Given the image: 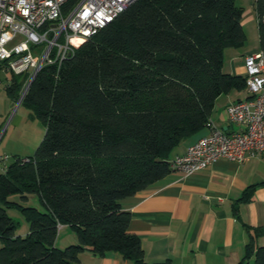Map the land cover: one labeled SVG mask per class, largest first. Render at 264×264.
I'll return each instance as SVG.
<instances>
[{"label":"trees","instance_id":"trees-1","mask_svg":"<svg viewBox=\"0 0 264 264\" xmlns=\"http://www.w3.org/2000/svg\"><path fill=\"white\" fill-rule=\"evenodd\" d=\"M253 5L264 51V0ZM242 15L235 0H135L73 56L36 73L20 104L45 133L32 156L0 172V264H83L86 249L171 264L144 260L120 201L171 171L173 150L204 129L219 95L245 89V76L222 70L224 51L244 45ZM15 75L6 88L14 100L24 84ZM10 207L28 223L24 236ZM60 224L76 243L55 245ZM253 230L236 264H264V246L255 245L263 228Z\"/></svg>","mask_w":264,"mask_h":264},{"label":"crops","instance_id":"crops-1","mask_svg":"<svg viewBox=\"0 0 264 264\" xmlns=\"http://www.w3.org/2000/svg\"><path fill=\"white\" fill-rule=\"evenodd\" d=\"M244 16L243 13L242 27L246 22ZM245 48L224 51V72L245 76V55L260 50L257 30L253 44ZM226 54L229 55L227 62ZM248 96L246 89L219 95L210 120L226 132L241 129V125L227 119L226 106ZM14 102L12 97H6L5 110H9ZM19 105L16 104L13 117ZM205 132L202 129L183 140L171 157L183 154L188 145ZM3 137L1 133L0 144ZM5 149L3 144L0 155ZM251 185L254 187L248 190ZM245 194H248V200L238 201ZM120 204L131 213L128 229L139 236L146 262L236 264L253 229L263 228L255 245L264 246V153L251 156L244 163L219 159L205 170L187 176L170 171L147 188L122 199ZM76 241L75 233L67 225H58L57 247ZM79 259L83 264H134L113 251L98 256L86 249Z\"/></svg>","mask_w":264,"mask_h":264},{"label":"built area","instance_id":"built-area-1","mask_svg":"<svg viewBox=\"0 0 264 264\" xmlns=\"http://www.w3.org/2000/svg\"><path fill=\"white\" fill-rule=\"evenodd\" d=\"M134 1L0 0V69L27 75L18 98L44 65L59 66ZM17 35L23 39L13 43ZM243 63L249 96L226 106L227 119L242 128L226 132L209 119L206 132L169 160L171 171L187 176L219 159L244 163L264 153V51L245 55Z\"/></svg>","mask_w":264,"mask_h":264},{"label":"rangeland","instance_id":"rangeland-1","mask_svg":"<svg viewBox=\"0 0 264 264\" xmlns=\"http://www.w3.org/2000/svg\"><path fill=\"white\" fill-rule=\"evenodd\" d=\"M235 4L243 8V13L245 15L244 17L246 20L243 30L247 35V39H245L244 45L242 47L234 48L238 51H242V49H246V45H252L255 40V32L257 30L256 12L252 8L253 0H235ZM249 16L251 18H249ZM22 39L23 36L17 35L13 43ZM228 58L229 55L226 54V62L228 61ZM14 77L16 78L18 84H21L22 81H24L25 84L27 80V75L25 74L15 75ZM12 78L13 74L10 71H0V134L2 133L4 135L0 144V151L2 145L4 144L6 149L1 155L8 156L6 159L0 162V172L3 170V167L11 164L15 157L24 158L26 156H32L34 150L40 144L45 133L44 124L35 116L31 108L20 104L16 116H12L17 104V98L15 99L13 106L9 110H5L6 108L3 106L4 99L6 97H10L6 88ZM9 198L10 200L21 205H36L41 207L38 199L35 196L28 197L26 201H21L19 195L17 194H13ZM7 214L17 222L15 233L17 235L24 236L28 230V223L24 215L16 207L8 208ZM66 246L67 245L63 246L62 248ZM249 264H252V260H250Z\"/></svg>","mask_w":264,"mask_h":264},{"label":"water","instance_id":"water-1","mask_svg":"<svg viewBox=\"0 0 264 264\" xmlns=\"http://www.w3.org/2000/svg\"><path fill=\"white\" fill-rule=\"evenodd\" d=\"M35 75H36V73L34 74V76H35ZM32 80H33V79H32ZM32 80L29 82L28 87H29V85L31 84ZM20 101H21V98H18L17 103L19 104Z\"/></svg>","mask_w":264,"mask_h":264}]
</instances>
